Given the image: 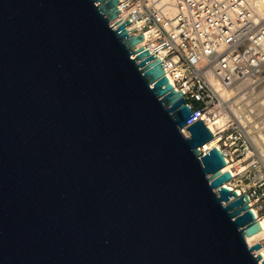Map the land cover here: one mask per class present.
Here are the masks:
<instances>
[{
  "label": "water",
  "instance_id": "95a60500",
  "mask_svg": "<svg viewBox=\"0 0 264 264\" xmlns=\"http://www.w3.org/2000/svg\"><path fill=\"white\" fill-rule=\"evenodd\" d=\"M118 3L0 0V264H264L248 196Z\"/></svg>",
  "mask_w": 264,
  "mask_h": 264
},
{
  "label": "built area",
  "instance_id": "2783aa9c",
  "mask_svg": "<svg viewBox=\"0 0 264 264\" xmlns=\"http://www.w3.org/2000/svg\"><path fill=\"white\" fill-rule=\"evenodd\" d=\"M118 1L121 20L110 24L117 29L129 21V35H143V47L161 60L169 82L191 109L186 127L199 119L208 127L224 116L225 126L216 134L210 130L220 138L217 148L226 161L252 159L251 136L240 120L249 109L234 91L264 65V16L247 0ZM243 168L233 167L237 174L225 186L248 196L259 221L264 218V158ZM257 243L264 246V238Z\"/></svg>",
  "mask_w": 264,
  "mask_h": 264
},
{
  "label": "bare ground",
  "instance_id": "6f19581e",
  "mask_svg": "<svg viewBox=\"0 0 264 264\" xmlns=\"http://www.w3.org/2000/svg\"><path fill=\"white\" fill-rule=\"evenodd\" d=\"M256 10V12L260 15V16H264V0H247ZM145 44V42L143 41L141 43V45L143 46ZM264 68V67H263ZM263 70V69H261ZM251 81L250 77H248L247 79L243 80L239 85H237V88L236 89H239L241 88L242 86H244L245 84H248L249 82ZM262 88V86L260 87V89ZM259 89V88H258ZM252 91V90H251ZM250 92V91H249ZM253 96H255V98L253 99L252 101V98H248L247 99V107L249 109V112H251L252 110V107H254V110H258V111H261L262 109H264V96L263 97H260L258 98V96L260 94H264V88H262L261 90H257V91H254L253 90ZM252 101L251 103L253 104H250L248 105V103ZM254 101L256 103H254ZM251 105H254V106H251ZM225 117L224 116H221V117H218V118H215V121L213 124H209L208 127L209 129L214 132L216 134V132L221 129L222 127L225 126ZM243 124L246 125V127H251V129L253 130L252 132L254 133V135H252L255 139V142L257 143L259 149L262 151L261 153L264 154V135L261 133V131L258 129V127H256L254 125V120L251 122L250 120V113L247 114V116H245L244 118L241 116V119H240ZM253 124H251V123ZM244 125V126H245ZM252 125V126H251ZM254 128V129H253ZM250 129V128H248ZM250 129V130H251ZM255 130V131H254ZM219 141H220V138L218 137V135H215L210 141L206 142L202 147H201V150L202 152H208L211 148L213 147H218L219 148ZM239 164V162H237ZM236 164V162H233L231 160H228L227 161V164L225 165V167L222 169L223 171H229L231 172L232 174V177L235 178L237 172L235 170H233V167L234 165ZM241 167V166H240ZM244 167V166H243ZM239 170V169H238ZM244 170V169H243ZM241 171V169L239 170ZM232 181V180H231ZM259 224H260V230L259 232L251 235V236H248L246 237V241L249 245H253L257 242H260L261 239L264 238V218L260 219L259 221ZM257 254H261L262 257L264 258V246L260 247L259 250L256 251Z\"/></svg>",
  "mask_w": 264,
  "mask_h": 264
},
{
  "label": "rangeland",
  "instance_id": "374dc122",
  "mask_svg": "<svg viewBox=\"0 0 264 264\" xmlns=\"http://www.w3.org/2000/svg\"><path fill=\"white\" fill-rule=\"evenodd\" d=\"M263 67H264V65L261 68H259L254 73L253 76L250 77L251 81L248 84H245L241 88L236 89V91H234L235 98H240V100L241 99H245L246 102H247V99L248 98H250V99L252 98V101H253V99L255 98V96H253V94H252L253 93V90L254 91H257V90H261L262 88H264V68ZM261 69H263V70H261ZM261 86H262V88L260 89ZM263 96H264V94H260L258 96V98L263 97ZM252 101H250L248 103V105L253 104V103H251ZM254 103H256V102L254 101ZM251 106H254V105H251ZM249 113H250V119H251L250 121L252 122L254 120L253 121L254 122V125L256 127H258V129L264 135V109H262L261 111H258V110L255 111L254 110V107H252V110ZM248 128L251 129V127H248L247 126V130H248V132H249V134L251 136L250 137V142L252 143V146H253V149H254L252 151L254 153V157L252 159H250V160H247L246 158H240L241 160L234 158V162H236V164L234 165V168H236L237 172H242V170L244 169L243 166L246 167L247 164L250 163L252 160H256L257 158H261V159L264 158V154L261 153L262 151L259 149L257 143L255 142L254 137L252 136V135H254L255 132L253 133L252 132L253 130L252 129L250 130ZM236 142L239 143L240 141L237 140ZM237 162H239V164ZM238 169L239 170L241 169V171H239Z\"/></svg>",
  "mask_w": 264,
  "mask_h": 264
}]
</instances>
